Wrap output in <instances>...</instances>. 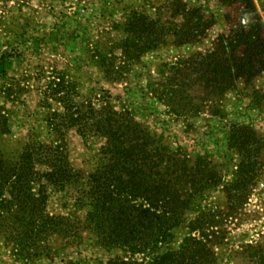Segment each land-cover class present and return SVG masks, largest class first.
Instances as JSON below:
<instances>
[{"label": "rangeland", "instance_id": "1", "mask_svg": "<svg viewBox=\"0 0 264 264\" xmlns=\"http://www.w3.org/2000/svg\"><path fill=\"white\" fill-rule=\"evenodd\" d=\"M134 15V25L150 29L143 35L160 37V44L124 61L121 42L138 39V33L126 32ZM200 17L206 35L184 43L182 28ZM241 32L259 39L250 71L214 95L191 67L184 99L171 101L177 68L192 58L201 61L229 38L238 41ZM237 46L240 62L246 45ZM104 56L120 71V80L104 78L98 65ZM72 95L128 110L190 166L202 163L205 177L213 176L217 185L186 212L187 222L173 239L153 251L131 255L103 248L85 225L88 205L77 199L102 162L104 141L64 129L70 161L83 177L63 189L49 184L46 212L79 220L80 237L51 236L45 250L26 260L0 235V264H107L119 258L149 264L159 254L178 251L189 235L187 223L209 211L214 225L205 241L213 255L207 264H264V0H0V103L10 118L9 134L0 138L4 154L17 156L36 136L55 144L51 140L59 135L51 132L49 120ZM235 131L244 136L238 143Z\"/></svg>", "mask_w": 264, "mask_h": 264}, {"label": "trees", "instance_id": "2", "mask_svg": "<svg viewBox=\"0 0 264 264\" xmlns=\"http://www.w3.org/2000/svg\"><path fill=\"white\" fill-rule=\"evenodd\" d=\"M127 33L136 34V41L126 39L120 44L124 61L137 59L141 51L155 48L160 37L148 39L152 31L144 25H134V15ZM149 27V26H148ZM201 17L196 23L184 26L181 38L194 42L206 34ZM152 28V27H150ZM155 33H157L155 31ZM254 33H238L237 40L245 43V57L237 62L238 41L229 38L202 60L190 59L175 70L171 80V101L181 102L189 85L191 67L197 78L205 80L211 94L222 95L238 77L251 70ZM253 46V49H252ZM258 49V48H257ZM252 50V51H251ZM256 53V51H255ZM133 54V55H132ZM107 56L98 60L104 78L120 80V71ZM181 70L187 72L186 75ZM179 76H175L177 74ZM68 96V93H67ZM69 96L63 111L54 112L50 119L51 132L59 137L45 144L36 136L25 144L20 154L11 158L0 148V235L13 245L16 255L32 259L45 250L51 236L77 239L80 221L71 217L49 215L46 212L49 184L65 188L76 186L83 173L72 165L63 133L75 129L83 137L104 141L99 155L102 162L88 177V188L83 190L78 203L88 205L84 221L87 229L103 248H117L131 255L153 251L159 244L171 241L175 232L186 224V212L198 198L217 185L213 176L205 177L202 163L190 166V160L172 151L144 123L136 120L128 110H118L111 102L93 103L89 98L76 101ZM10 118L5 105L0 103V138L9 134ZM238 143L244 137L233 132ZM241 142V139H240ZM250 145V144H249ZM87 199L88 202L83 200ZM189 235L178 251L169 250L157 255L149 264H207L213 255L205 241L207 229L213 227L212 215L202 213L187 223ZM200 231L199 236L190 235ZM107 264H145L132 260H110Z\"/></svg>", "mask_w": 264, "mask_h": 264}]
</instances>
